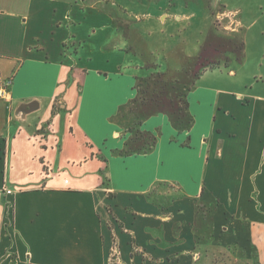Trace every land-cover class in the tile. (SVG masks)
<instances>
[{
    "label": "crops",
    "instance_id": "crops-1",
    "mask_svg": "<svg viewBox=\"0 0 264 264\" xmlns=\"http://www.w3.org/2000/svg\"><path fill=\"white\" fill-rule=\"evenodd\" d=\"M100 2L0 0V264H264V50L165 92Z\"/></svg>",
    "mask_w": 264,
    "mask_h": 264
},
{
    "label": "rangeland",
    "instance_id": "rangeland-1",
    "mask_svg": "<svg viewBox=\"0 0 264 264\" xmlns=\"http://www.w3.org/2000/svg\"><path fill=\"white\" fill-rule=\"evenodd\" d=\"M98 4L101 11L98 18L95 16L93 20L96 21H88L83 28L97 34L92 37L95 44L92 48L105 44V30L112 28L106 20L108 15L104 14L108 12L116 19L111 22L119 38L124 34V28H130V38L124 37L116 43L117 50H128L129 60L141 64L146 75L159 77L162 82L169 81L162 85L165 92L175 86L181 87L172 80L188 79L194 72L192 69L201 68L202 71L218 62L226 74V62L235 68L233 66H240L245 61L246 67H250L261 60L264 0H101ZM131 43L133 49H127ZM254 49L261 50V55L257 57ZM100 53L104 52H98V55ZM100 63V56L92 62L93 65ZM119 245L115 240L109 264H124ZM138 254L144 253L135 245L131 256ZM202 262L203 258L198 264Z\"/></svg>",
    "mask_w": 264,
    "mask_h": 264
},
{
    "label": "built area",
    "instance_id": "built-area-1",
    "mask_svg": "<svg viewBox=\"0 0 264 264\" xmlns=\"http://www.w3.org/2000/svg\"><path fill=\"white\" fill-rule=\"evenodd\" d=\"M10 84H11V81L9 80L8 82L5 83L4 88L3 89H0V96L1 95H5V94L8 93L7 92V88L10 86Z\"/></svg>",
    "mask_w": 264,
    "mask_h": 264
}]
</instances>
